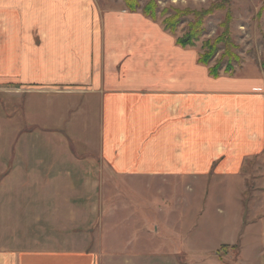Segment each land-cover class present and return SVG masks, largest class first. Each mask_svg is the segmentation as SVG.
Returning a JSON list of instances; mask_svg holds the SVG:
<instances>
[{
	"label": "crops",
	"instance_id": "obj_1",
	"mask_svg": "<svg viewBox=\"0 0 264 264\" xmlns=\"http://www.w3.org/2000/svg\"><path fill=\"white\" fill-rule=\"evenodd\" d=\"M198 52L125 6L0 0V264H200L209 248L236 263L240 228L194 220L193 196L181 218L154 214L148 195L118 233L103 212L115 186L195 173L244 181L264 161V68L194 82L195 71L210 78ZM260 193L264 203V180ZM254 218L264 230V213ZM153 233L157 244L144 243Z\"/></svg>",
	"mask_w": 264,
	"mask_h": 264
},
{
	"label": "rangeland",
	"instance_id": "obj_2",
	"mask_svg": "<svg viewBox=\"0 0 264 264\" xmlns=\"http://www.w3.org/2000/svg\"><path fill=\"white\" fill-rule=\"evenodd\" d=\"M101 9L122 7L125 6L123 0H96ZM149 0H137L139 7L137 10L141 12V8ZM157 5V12H160L163 8H167L169 13L174 8L179 10H188L190 12L201 11L217 4H224L222 9H214L210 15H207L202 20L204 32L200 38L191 47L201 52V45L204 40L214 39L222 32L221 23L224 21L227 12L229 13L230 20L228 23L229 36L235 44L233 51L238 55V61L232 63L233 72L230 76L239 77V74L243 73V67L257 66L264 68V0H155ZM126 8V6H125ZM127 9V8H126ZM163 17L158 16L157 22L161 23ZM194 17L191 14L183 16L182 22L176 28L174 35L176 37L181 36L188 28V23L193 21ZM163 27V26H162ZM223 50L220 48L215 54L209 65H213L222 55ZM195 63V62H194ZM226 65V59L222 61V68L220 69L218 78H207L205 80L202 77L201 72H193L194 82H209L216 83L217 81L224 80L229 74L224 73V66ZM244 68L243 71H245ZM226 81V80H224ZM258 163L253 169L246 167V173L248 177L244 181L242 179L235 180H223L214 177L203 178L198 173L182 176L181 179L167 177L165 179L155 178L151 184L144 183L143 185H130V186H115L110 188L112 195L111 201L104 203L103 212H111L112 220L114 222L113 229L117 233L121 228H127L133 226L134 220L129 218L130 214H134L130 207L135 212H141V209L136 207L139 202L144 203L148 195L154 196L153 200L156 205L152 209L154 214L156 211H168L180 213L181 218L185 214L186 205L191 209V204L186 202L188 197L193 196L199 202H194L193 211H197L196 221H201L202 215H209L210 220L214 219L218 222L225 223L228 226V232H234L237 236L236 229L239 227L240 243L244 247V251L238 256L235 254L234 257L238 258L236 263L232 259H228L229 263H220L216 257L215 251L211 250L207 253L208 260L206 262H197L200 264H245V250L251 255V258L256 254L263 253L264 255V230L261 220H256L254 214L264 213V203L261 200V182L264 180V161L259 159ZM239 180V181H238ZM110 195V196H111ZM131 196L128 199L129 207L125 206L126 196ZM165 196H170L169 201ZM144 197V198H143ZM133 199V201H131ZM108 205L107 209L106 206ZM110 205V206H109ZM145 205V203H144ZM193 205V204H192ZM135 206V207H133ZM131 211V213H130ZM147 211V210H146ZM165 213V212H164ZM199 213L201 214L199 216ZM161 214V212H159ZM229 215L228 217L226 215ZM141 215V214H140ZM142 216V215H141ZM147 214L139 218L143 223H147L149 220ZM218 217V218H216ZM224 218V219H223ZM137 219V220H139ZM146 224V225H147ZM183 225V224H182ZM139 226H141L139 224ZM147 227V226H146ZM145 227V228H146ZM131 231V230H130ZM181 233L176 234V240L183 241V230ZM125 238L127 242H134L137 239L143 238L142 235L138 236L131 232H126ZM212 235V234H210ZM158 235L154 236V233L149 236L145 235V242L150 244H157ZM213 236V235H212ZM171 239V238H170ZM161 242L163 241L160 238ZM144 241V240H143ZM161 244V243H160ZM163 244V243H162ZM162 246V245H161ZM225 248L227 246H224ZM224 247L217 250L219 257H222ZM244 255V256H243ZM240 258V260H239ZM183 262V258L181 259ZM254 261V258L251 259ZM233 262V263H232ZM196 264V261L194 262Z\"/></svg>",
	"mask_w": 264,
	"mask_h": 264
},
{
	"label": "trees",
	"instance_id": "obj_3",
	"mask_svg": "<svg viewBox=\"0 0 264 264\" xmlns=\"http://www.w3.org/2000/svg\"><path fill=\"white\" fill-rule=\"evenodd\" d=\"M126 8L129 11H137L140 8L137 0H123ZM227 1V0H225ZM223 4H217L211 8L190 12L188 10H179L174 8L172 12L169 13L167 8H163L160 12H157V5L155 0H149L142 8L141 13L151 18L152 20H157L158 16L163 17L161 24L163 28L170 33L176 31L178 25L182 22L183 16L191 14L194 20L188 23L187 30L181 35L176 37V43L180 47H190L195 44V42L200 38L204 32V27L202 25V20L205 16L210 15L214 9H222ZM230 20L229 13L227 12L224 21L220 24L222 27V32L216 38L210 40H204L201 45V52H198L197 62L204 65L208 69L209 76L216 78L219 76L220 69L222 68V61L226 59V65L224 66V73L229 75L233 72L232 63L238 61V55L233 51L235 44L229 36L228 23ZM222 48L223 53L220 58L215 61L213 65H209L210 61L213 59L218 50Z\"/></svg>",
	"mask_w": 264,
	"mask_h": 264
}]
</instances>
